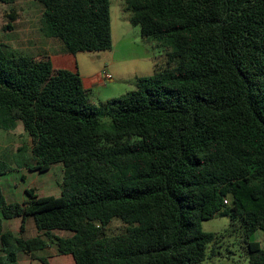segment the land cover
Here are the masks:
<instances>
[{
    "label": "trees",
    "instance_id": "1",
    "mask_svg": "<svg viewBox=\"0 0 264 264\" xmlns=\"http://www.w3.org/2000/svg\"><path fill=\"white\" fill-rule=\"evenodd\" d=\"M34 1L44 8L43 36L68 53L112 49L110 0ZM125 2L142 37L173 50L103 114L78 73L0 42V129L22 124L31 171L64 166L59 197L28 189L10 203L0 186V264L49 243L76 264H201L219 238L202 223L216 217L240 222L249 264H264L251 241L264 232V0ZM8 171L0 159V177ZM28 217L42 235H23ZM17 218L18 235L4 231L3 220ZM115 218L127 230L108 236Z\"/></svg>",
    "mask_w": 264,
    "mask_h": 264
},
{
    "label": "rangeland",
    "instance_id": "2",
    "mask_svg": "<svg viewBox=\"0 0 264 264\" xmlns=\"http://www.w3.org/2000/svg\"><path fill=\"white\" fill-rule=\"evenodd\" d=\"M110 2L114 43L112 49L76 56V63L85 84L87 80L99 74L102 77L103 84L97 80L88 90L89 100L100 108L102 114L109 100L135 90L139 78L153 76L156 64L165 67L167 55L173 50L172 44L168 42L147 40L142 37L140 27H133L129 21L131 12L125 0ZM43 11V5L34 0H17L12 5L0 2V42L10 53L21 55L24 46L44 44L43 42L48 40L61 42L59 39H48L43 36L41 32ZM11 16L16 20L13 21ZM8 25H12L13 29H7ZM106 74L111 75V81L105 79ZM103 122L108 125L111 120L103 116ZM31 148V138L21 123L13 131L0 129V159L9 167V171L0 177V186L9 202H20L24 197L27 198L24 192L28 189H34L39 196H61L63 164L52 165L49 171L43 173L31 171L30 168L36 166V160L30 152ZM3 222L4 231L19 230L22 219ZM26 226L25 237H33L37 232L33 217H28ZM127 227L124 222L115 218L107 227L106 234L119 235L124 233ZM202 229L204 232L219 235V238L214 246L210 247L209 258L201 264H249L248 247L240 222L234 223L229 218L216 217L203 222ZM58 232L62 234L61 237H66V234L73 235L67 231ZM251 241L260 243L264 249V232H256ZM211 250L214 256L211 255Z\"/></svg>",
    "mask_w": 264,
    "mask_h": 264
},
{
    "label": "crops",
    "instance_id": "3",
    "mask_svg": "<svg viewBox=\"0 0 264 264\" xmlns=\"http://www.w3.org/2000/svg\"><path fill=\"white\" fill-rule=\"evenodd\" d=\"M46 39V38H45ZM49 39V38H48ZM46 39V40H48ZM44 44H34L33 46L27 47L24 46L21 52V55H30V56H44L50 59L53 67L55 69H66L69 71H72L74 73H78L80 77L82 78L84 89L88 92L89 89H91L99 80L100 83H102V77L101 75H97L94 78H90L87 80V83L85 84L84 79L78 69V65L76 63V56L68 53L64 47V45L59 41L54 40H48L44 41ZM114 45V43H113ZM33 49V50H32ZM35 49V50H34ZM31 51V52H30ZM103 84V83H102ZM90 101V100H89ZM91 103V101H90ZM93 104V103H91ZM94 105V104H93ZM32 149V148H31ZM30 149V152H31ZM26 195V191L24 192ZM5 195V194H4ZM26 200V197L21 199L20 203L24 202ZM9 202V201H8ZM13 203V202H10ZM28 221V218L26 222ZM4 225V222H3ZM15 235H18L19 230H10ZM27 232V226L25 229V233ZM23 234V235H24ZM55 234L59 237L62 236L60 232H55ZM42 235V233H39L38 230L36 234L33 237H28V239L37 237ZM25 236V235H24ZM73 236V235H72ZM70 234H66V237L70 238L72 237ZM65 237V238H66ZM2 255L0 251V256ZM41 259H46L48 264H76L74 258L71 255H62L58 252L57 246L55 244H48V248H46L43 251H39L35 253V257H32L30 254L26 253H20L18 255L19 264H44Z\"/></svg>",
    "mask_w": 264,
    "mask_h": 264
},
{
    "label": "built area",
    "instance_id": "4",
    "mask_svg": "<svg viewBox=\"0 0 264 264\" xmlns=\"http://www.w3.org/2000/svg\"><path fill=\"white\" fill-rule=\"evenodd\" d=\"M104 77H105V79H106L107 81H111V80H112V77H111V75H109V74H106Z\"/></svg>",
    "mask_w": 264,
    "mask_h": 264
}]
</instances>
